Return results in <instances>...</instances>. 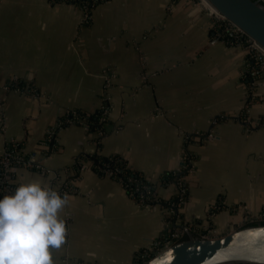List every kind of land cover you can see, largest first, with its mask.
<instances>
[{
	"label": "crops",
	"instance_id": "obj_1",
	"mask_svg": "<svg viewBox=\"0 0 264 264\" xmlns=\"http://www.w3.org/2000/svg\"><path fill=\"white\" fill-rule=\"evenodd\" d=\"M215 19L195 0H102L89 21L72 2L0 0V150L18 139L65 179L76 176L66 242L54 252L62 264H132L166 230L160 204H139L91 166L74 169L82 153L121 154L172 198L161 177L191 150L179 213L196 231L224 233L264 209V71H249L247 47L220 38ZM14 80L30 91L3 87ZM106 97L100 143L84 124L67 123L46 153L61 115L93 111ZM28 178L50 182L20 168L17 187Z\"/></svg>",
	"mask_w": 264,
	"mask_h": 264
},
{
	"label": "built area",
	"instance_id": "obj_2",
	"mask_svg": "<svg viewBox=\"0 0 264 264\" xmlns=\"http://www.w3.org/2000/svg\"><path fill=\"white\" fill-rule=\"evenodd\" d=\"M56 2L55 0H52ZM62 1V0H58ZM64 1V0H63ZM97 1V0H93ZM202 0H195V3H199ZM264 3V0H260ZM92 4V3H91ZM83 10V18L86 21L91 19V7L88 5L81 7ZM208 10L212 15L219 14V17L215 19V25L217 27L218 36L221 38L224 31H230L234 36V40L230 42V44H236L235 40H238V44H242L248 49V56L246 62H248L249 71L251 73H256L257 71H264V63L258 67L256 64H260L261 61L264 62V49L256 42L255 39L250 37L246 32H244L239 26L228 20L226 17L218 13L215 9L208 6ZM224 40V39H223ZM5 88H12L15 90H27L30 91V85L22 84L18 80H14L12 82H8L3 85ZM102 114L100 119L102 121H106L110 115V104L102 103ZM77 113H74L73 116H67L64 121L58 122V124L49 128L47 133V140L52 142L51 148L56 145V131L57 127L62 124L67 123H76L78 122ZM82 124L86 126L89 130V126L82 119ZM105 133L104 129L98 131V135H102ZM191 136L188 135V138ZM193 152L188 148H184L182 154V163L180 167L177 169H181L183 167L187 168L188 172H193L195 169L194 161L195 157L192 154ZM44 152H39L37 150L28 151L25 149L24 145L18 139H10L8 140L3 148L0 150V198H2L6 194H11L15 188L17 187V183L15 181L16 174L20 170V168H32L41 171L50 176L51 185L56 188L61 194L69 193L77 188L74 185L75 175L72 177H67L66 179L62 176V171L59 169H53L51 167L46 166L42 161V156ZM113 161L102 162L100 158L94 163L95 168L97 170L103 172V174H108L116 177L122 184L126 187L130 195L141 205L151 206L154 204H160L162 206V211L164 214V220L166 223V230L164 237L158 241L156 245L150 246V248H145L137 252L135 259L132 264H143L147 259H149L152 255L161 251L165 248V246L172 244L173 242L184 238L185 236V227L184 223L181 221V216L179 213L180 206L186 200V193L188 191L187 186V178L181 177L179 181L172 182L174 186V199L170 200L168 203L162 202V196L159 195L156 189L152 188L148 183H143L137 177L132 175H125L122 173L124 167H122L121 160L115 158L114 156H110ZM78 169L82 170L86 167H92L91 161L85 160L84 158H79ZM70 170V169H69ZM66 170V172H69ZM71 171V170H70ZM71 175L74 174L70 172ZM264 222V209L258 213H247L246 216L238 223L233 226H230L228 229H233L234 227L256 223V222ZM194 230V229H193ZM196 233L202 236H215L220 235L214 230V228H207L201 231H196ZM236 264H252V263H236Z\"/></svg>",
	"mask_w": 264,
	"mask_h": 264
},
{
	"label": "clouds",
	"instance_id": "obj_3",
	"mask_svg": "<svg viewBox=\"0 0 264 264\" xmlns=\"http://www.w3.org/2000/svg\"><path fill=\"white\" fill-rule=\"evenodd\" d=\"M69 202L67 193L32 178L0 198V264H62L54 252L66 242Z\"/></svg>",
	"mask_w": 264,
	"mask_h": 264
},
{
	"label": "water",
	"instance_id": "obj_4",
	"mask_svg": "<svg viewBox=\"0 0 264 264\" xmlns=\"http://www.w3.org/2000/svg\"><path fill=\"white\" fill-rule=\"evenodd\" d=\"M264 49V3L260 0H207ZM202 8L208 9L204 2ZM219 14L215 15L218 18ZM184 238L165 246L143 264H264V222L250 223L215 236H202L184 224Z\"/></svg>",
	"mask_w": 264,
	"mask_h": 264
},
{
	"label": "trees",
	"instance_id": "obj_5",
	"mask_svg": "<svg viewBox=\"0 0 264 264\" xmlns=\"http://www.w3.org/2000/svg\"><path fill=\"white\" fill-rule=\"evenodd\" d=\"M56 1V0H55ZM63 1V0H62ZM62 1H56V2H62ZM65 2H72V3H76L78 4L80 7H84L85 5L89 6V7H93L95 4H97L98 2L102 1V0H97V1H93V0H64ZM92 3V4H91ZM215 30H217V27L215 25ZM218 31V30H217ZM222 39H224V41L230 43L232 40H234V36L233 34H231L230 31H224L223 32V35L221 36ZM236 43L238 42V40H235ZM103 103H108L109 104V99H107V97L104 99ZM74 113H77V116H75V118L77 117L78 118V124H82V121H79V119L83 120L84 122H86V124L89 126V130L92 131V132H95L97 134L96 136V139L98 141V143H100V139L101 137L104 135H98V131L101 130V129H104L106 128V124L109 122V117L106 121H102L100 119L101 117V114H102V108H97L93 111H84L82 109H71V110H68L67 112H65V114L61 115V117L59 118L60 121H64L65 118L67 116H73ZM63 125V124H62ZM65 125V124H64ZM61 126V125H60ZM58 126L57 127V131H58V128L60 127ZM48 141V140H47ZM21 143L24 145V143L21 141ZM49 147L48 149H46V153L51 149V146H52V142L48 141L47 142ZM195 156V153H192ZM114 156L115 158L121 160L122 162V167H124V169L122 170V173L125 174V175H132L134 177H137L139 178L140 180L143 181V183H148L150 186H152V188L156 189V185L155 183L150 180L142 171L136 169V168H133L132 166H130L128 164V161L127 159L122 156L121 154H118V153H115V154H109V155H104L102 154L100 151H95L93 153H82L80 154L79 156H77V162L74 163V169H76V167H78V164H79V158H84L85 160H89L91 161L92 164V168H94L95 170H97V168H95L94 166V163L98 160V158L101 159L102 162H106V161H113L110 156ZM98 172H100L101 174H103V172L97 170ZM190 172H188L187 168L183 167L181 169H173V170H168L167 172H165L162 177H161V181L162 183H166V184H170L172 182H177L180 180L181 177H186L187 178V186H188V178L190 176ZM157 190V189H156ZM188 193H189V190L187 191L186 193V199L188 197ZM176 196H173L172 198H163L162 199V202L163 203H168L170 200L174 199Z\"/></svg>",
	"mask_w": 264,
	"mask_h": 264
},
{
	"label": "bare ground",
	"instance_id": "obj_6",
	"mask_svg": "<svg viewBox=\"0 0 264 264\" xmlns=\"http://www.w3.org/2000/svg\"><path fill=\"white\" fill-rule=\"evenodd\" d=\"M202 2H204L207 6L212 7L211 4H210L207 0H202ZM212 8H213V7H212ZM213 9H214V8H213Z\"/></svg>",
	"mask_w": 264,
	"mask_h": 264
},
{
	"label": "rangeland",
	"instance_id": "obj_7",
	"mask_svg": "<svg viewBox=\"0 0 264 264\" xmlns=\"http://www.w3.org/2000/svg\"><path fill=\"white\" fill-rule=\"evenodd\" d=\"M196 1H198V0H196Z\"/></svg>",
	"mask_w": 264,
	"mask_h": 264
}]
</instances>
